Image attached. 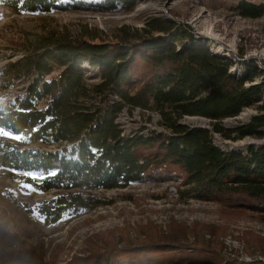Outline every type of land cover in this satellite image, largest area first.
I'll return each mask as SVG.
<instances>
[{
  "label": "trees",
  "instance_id": "obj_1",
  "mask_svg": "<svg viewBox=\"0 0 264 264\" xmlns=\"http://www.w3.org/2000/svg\"><path fill=\"white\" fill-rule=\"evenodd\" d=\"M58 1L5 0L1 6L17 16L48 17L62 7ZM236 1L239 17H264V0ZM85 2L65 6L81 9ZM133 4L98 0L96 8L113 13ZM145 25L140 31L119 28L114 43L87 27L73 32L52 22L22 31V56L3 70L4 80L8 86L34 78L25 97L0 108V130L20 139H0V170L37 195L56 193L35 206L46 225L102 206L93 192L157 175L178 177L198 200L222 197L241 211L264 214V145H250L245 153L214 145V136L232 143L264 139V70L253 60L194 47L193 37L171 19L150 18ZM232 59L241 73L231 72ZM246 109L255 111L247 122L223 125ZM125 110L157 116L163 131L124 130L117 119ZM186 117L206 119L210 127L184 125ZM50 145L60 152L46 149ZM167 247L185 255L179 263H216L205 245ZM106 253L89 254L81 264H128L122 254L119 260V250Z\"/></svg>",
  "mask_w": 264,
  "mask_h": 264
},
{
  "label": "rangeland",
  "instance_id": "obj_2",
  "mask_svg": "<svg viewBox=\"0 0 264 264\" xmlns=\"http://www.w3.org/2000/svg\"><path fill=\"white\" fill-rule=\"evenodd\" d=\"M3 1L0 0V108L26 96L34 77L14 80L7 86L3 70L22 56L18 51L19 34L34 30L42 21L73 32L87 27L99 32L101 40L114 43L119 28L140 31L150 18H167L193 37L194 47L207 48L217 56L229 54L244 63L253 60L264 70V17H239L233 11L236 0H134L130 9L123 6L113 13L96 8L98 0H85L81 9L67 7L68 0H59L62 7L48 17L13 15L1 6ZM241 71L242 66L232 59L231 72ZM254 114V110L246 109L236 118L224 120L223 125L234 128ZM117 121L126 131L140 127L146 128L143 134L163 131L157 116L139 110L132 114L125 110ZM181 123L210 127L208 120L196 117H186ZM0 139L20 141L2 130ZM214 143L227 151L245 153L250 145H264V139L232 143L214 136ZM46 149L60 152L55 145ZM152 177L125 189L93 192L103 201L102 206L70 221L64 215L57 223L46 225L37 216L35 206L56 193L37 195L0 170V264H81L92 257L89 254L113 250H119V260L122 254L128 264H184L178 259L185 255L167 247L176 242L207 246L215 264H264V214L241 211L222 197L198 200L186 194L188 187L176 176Z\"/></svg>",
  "mask_w": 264,
  "mask_h": 264
},
{
  "label": "bare ground",
  "instance_id": "obj_3",
  "mask_svg": "<svg viewBox=\"0 0 264 264\" xmlns=\"http://www.w3.org/2000/svg\"><path fill=\"white\" fill-rule=\"evenodd\" d=\"M242 114V113H241ZM240 115V114H239ZM158 119V118H157ZM241 119V118H240ZM229 125V123H227Z\"/></svg>",
  "mask_w": 264,
  "mask_h": 264
}]
</instances>
